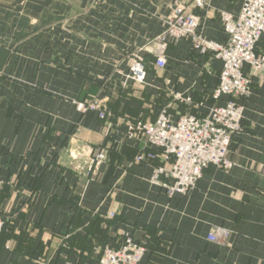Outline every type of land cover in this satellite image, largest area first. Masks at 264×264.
<instances>
[{
  "label": "crops",
  "instance_id": "crops-1",
  "mask_svg": "<svg viewBox=\"0 0 264 264\" xmlns=\"http://www.w3.org/2000/svg\"><path fill=\"white\" fill-rule=\"evenodd\" d=\"M242 3L0 0V264L97 263L123 232L147 247L142 264H264V73L244 68L251 93L241 100L234 166L209 167L186 196L171 200L151 184L159 161L135 158L156 149L145 137L124 138L125 120L154 123L164 109L173 120L205 118L226 105L228 97L214 98L223 64L212 54L175 41L158 69L153 51L176 4L201 18L206 39L225 44L220 13L238 16ZM140 50L144 85L126 78ZM95 98L113 114L111 127L77 109ZM102 147L107 157L94 165ZM214 227L230 231L227 246L209 241Z\"/></svg>",
  "mask_w": 264,
  "mask_h": 264
},
{
  "label": "built area",
  "instance_id": "built-area-1",
  "mask_svg": "<svg viewBox=\"0 0 264 264\" xmlns=\"http://www.w3.org/2000/svg\"><path fill=\"white\" fill-rule=\"evenodd\" d=\"M210 2L194 0L200 9L209 7ZM220 16L227 35L225 44L206 39L201 30V18L185 5L176 4L163 20L165 31L157 37L153 54L158 69L166 68V53L175 41L189 40L201 55L212 54L223 64L214 98L228 97L226 105L211 108L205 118L185 115L173 120L169 110L164 109L154 123L142 119L124 121L125 139L145 137L148 144L158 150L138 154L135 163L159 161L150 182L161 188L171 200L188 195L209 167L228 170L234 166L229 154L235 135L243 131L244 106L241 100L251 93V80L244 73V68L248 66L254 75L264 73V54L257 53V45L264 35V0H243L238 16L228 12H221ZM147 75L145 56L140 50L133 54L126 78L137 85H144ZM172 96L180 103L192 104L190 97L174 93ZM76 106L81 113H95L109 127L112 126L113 114L102 99L77 102ZM107 153L106 147L93 151V164L100 165ZM109 216L114 218L115 213ZM4 227L5 220L0 217V234ZM230 236L229 230L214 227L208 239L225 247ZM123 237L124 244L120 248L106 247L98 263L87 264H142L146 246L128 232H123Z\"/></svg>",
  "mask_w": 264,
  "mask_h": 264
},
{
  "label": "trees",
  "instance_id": "trees-1",
  "mask_svg": "<svg viewBox=\"0 0 264 264\" xmlns=\"http://www.w3.org/2000/svg\"><path fill=\"white\" fill-rule=\"evenodd\" d=\"M5 220V219H4ZM6 228H7V221L5 220V227H4V229H3V231H2V233L6 230ZM1 233V234H2ZM1 234H0V236H1ZM124 244V240H123V242L120 244V245H117V246H115L114 244H108V245H106L107 247H112V248H114V249H118V248H120L122 245ZM67 246H68V243H67ZM105 246V247H106ZM69 247V246H68ZM147 248V247H146ZM104 252V251H103ZM102 257V256H101ZM101 259V258H100ZM95 263V262H94ZM98 263V262H97Z\"/></svg>",
  "mask_w": 264,
  "mask_h": 264
}]
</instances>
